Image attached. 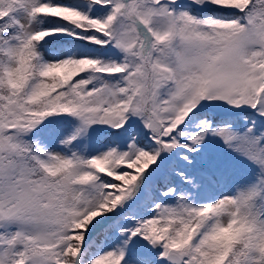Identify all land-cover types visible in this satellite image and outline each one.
Listing matches in <instances>:
<instances>
[{
  "label": "snow or ice",
  "instance_id": "obj_1",
  "mask_svg": "<svg viewBox=\"0 0 264 264\" xmlns=\"http://www.w3.org/2000/svg\"><path fill=\"white\" fill-rule=\"evenodd\" d=\"M0 264H264V0H0Z\"/></svg>",
  "mask_w": 264,
  "mask_h": 264
}]
</instances>
